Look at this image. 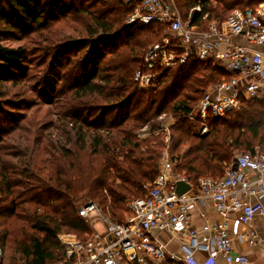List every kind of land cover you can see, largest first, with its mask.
Here are the masks:
<instances>
[{"label": "trees", "instance_id": "16d2710c", "mask_svg": "<svg viewBox=\"0 0 264 264\" xmlns=\"http://www.w3.org/2000/svg\"><path fill=\"white\" fill-rule=\"evenodd\" d=\"M263 1L178 0V7L208 29ZM130 8L125 0H0V218L23 221L24 236L15 239L13 251L24 264L62 261V235L90 238L94 229L80 215L88 202L125 221L129 201L144 197L158 177L164 114L174 118V169L195 187L202 177L224 176L223 169L205 167L210 158L231 165L238 153H254L258 141L264 153V96L241 97L240 108L206 121V134L190 118L203 86L232 78L217 62L190 56L155 86H138L134 73L167 27L129 24ZM33 34L32 47L9 44ZM21 84L54 107V119L27 121L21 113L27 108L11 100L10 87ZM144 128L150 136L140 138ZM28 130L33 141L23 145ZM13 140L18 150L8 161ZM9 236L0 225L3 253Z\"/></svg>", "mask_w": 264, "mask_h": 264}, {"label": "built area", "instance_id": "2783aa9c", "mask_svg": "<svg viewBox=\"0 0 264 264\" xmlns=\"http://www.w3.org/2000/svg\"><path fill=\"white\" fill-rule=\"evenodd\" d=\"M131 6L129 24H160L167 34L145 53L134 73L140 88L155 86L168 69L185 63L190 56L217 62L232 78L205 85L190 113L202 124L200 134L208 132L206 121L218 118L241 106V97L264 96V1L255 7L234 10L221 23L212 22L208 29L194 25L193 16L183 21L177 0H125ZM196 12L201 7L195 8ZM198 28V30L196 29ZM237 39H243L244 44ZM171 124H162L167 136ZM158 177L146 186L144 197L132 199L124 222L113 220L96 202H88L80 215L90 223L100 221L102 233L93 232L83 241L75 235H62L65 257L57 264H197L194 256L204 251V264H249L245 254L234 255L232 234L228 226H238L244 248L255 241L252 222L264 214V153L242 151L221 178L199 179L198 186L185 176L175 174L171 148L167 146L158 166ZM191 184L189 192L177 194V182ZM243 196L254 197L249 201ZM197 199L210 200L218 214L215 225L205 224L200 235L193 226L190 206ZM92 225V224H91ZM245 226V229L242 228ZM170 233L180 244L161 240L154 232ZM218 255L223 259L218 260Z\"/></svg>", "mask_w": 264, "mask_h": 264}, {"label": "rangeland", "instance_id": "374dc122", "mask_svg": "<svg viewBox=\"0 0 264 264\" xmlns=\"http://www.w3.org/2000/svg\"><path fill=\"white\" fill-rule=\"evenodd\" d=\"M176 5H177L178 10L180 11V9L178 7V0H177ZM180 15L183 18V21H185V22L187 21V19H189V18H184V14H182L181 12H180ZM209 25L207 27H209ZM60 28L64 29L65 27H64V25H59L56 27V29H60ZM203 28L204 27H200L201 30H206ZM196 29L198 30V28H196ZM56 35H58V33L55 34V36ZM36 36H37L36 34H33V35H30V37H28L27 39H22L19 37L20 40H22L21 42L18 41L17 39H12L9 42V44H12V46H18L19 44H25L26 46H28L30 44V46L32 47L33 44L30 41H31V39L35 38ZM158 42L159 41H157L156 43H158ZM156 43H154V44H156ZM153 45H150V47H152ZM224 81H228V80H223V81H220L218 83H221ZM211 84H213V83H211ZM215 84H217V83H215ZM206 85H209V84H206ZM10 90H11V97H12L11 100L13 102H16L18 106H23L24 108H27L26 109L27 111L21 112L23 114H26V118H28L27 121H30V119H32V121H34L35 125H40L41 123H43L45 121H48L50 119H54V110H53L54 107H51L50 104L48 105V102H46V101H43V100L41 101L39 99V97H37L36 93L31 91V88L29 85L27 86L26 84H21L18 87H12V88L10 87ZM3 108L6 111H8V109H9V107L5 108L4 106H3ZM37 120H40V121L38 123H36ZM159 120L161 122V126L165 122L171 124V126L174 123V118L170 114L162 115L159 118ZM171 126H170V128H171ZM170 128L168 131L169 133H171ZM31 129L36 130V128L33 126H31ZM162 130L163 131H162V134L160 136V140L164 144V149H163V151H164L167 146H170V148H171V139L169 140V142H167V139H166L167 134H166L165 130L163 129V127H162ZM32 132H33V130H28L26 133L23 134V136H21L24 140H27L30 142V143H24L23 139H22L21 143L23 145L32 144V142H31V141H33L31 138V136L33 135ZM18 136H19V134H18ZM149 136H150V133L146 130V128H144L140 132V135H139L140 138H147ZM11 142L14 143V146H11V148H9V151H11L10 155H6V157L8 158L7 159L8 161L9 160H11V161L15 160L14 154L18 150L19 140H17V144H16V140H13ZM259 143L261 144L260 149L262 151L263 144L260 141L256 142L255 145H256V147H258ZM187 147H188V143L186 142L183 146L184 149H182V151L185 150V148H187ZM163 151H162V153H163ZM162 153H161V156H162ZM39 158H42L41 154L39 155ZM213 158H210L209 160L206 161V163H205L206 168L212 169L215 166L213 162H211L213 164L210 163L211 160L218 163V161H216V159L214 160ZM215 167H217V166H215ZM217 168H220V167H217ZM173 172L177 175L185 176L183 172L176 171L175 169ZM8 215L0 218V225H1L2 230L6 229L10 232V236L8 239L9 244H8L7 249L4 253L2 251L3 248H2L1 243H0V264H24L21 260H19V256H17V254L15 255L14 251H13V248L15 249V245H14L15 239L16 238H22L24 236V229L22 228L24 223H23V221L16 219V216H11V215L8 216ZM91 224H92V227H93L95 232L102 233L104 231V226H103V224H101L100 221H94ZM60 238H61V236H60ZM15 260H17V261L15 262Z\"/></svg>", "mask_w": 264, "mask_h": 264}, {"label": "crops", "instance_id": "0c3cea01", "mask_svg": "<svg viewBox=\"0 0 264 264\" xmlns=\"http://www.w3.org/2000/svg\"><path fill=\"white\" fill-rule=\"evenodd\" d=\"M238 43L244 44L245 41L243 39H237ZM261 142V141H260ZM262 143V142H261ZM261 144H258V148H261ZM214 160L218 161V163L214 162L213 160L210 161L214 163L215 166L220 167L224 171H226L227 168L231 167V165H227L226 162L214 157ZM211 163V164H213ZM209 167V166H208ZM241 197L249 200L254 201L255 198L251 196H243ZM262 203L264 204V197L261 198ZM190 215L191 219L193 221V226L196 228L197 232L202 235L204 233V225L205 224H212L215 225L217 223L218 214L214 208L213 203L210 200L206 199H197L193 202V204L190 206ZM252 227L254 228L256 232L255 241L249 248H244L242 246V243L238 237L239 228L237 225H235L234 222H230L228 229L230 233L232 234V245H233V254L239 255L245 254L249 257L250 263L249 264H264V214L263 215H256L253 222ZM245 229V226L242 228V230ZM161 240L165 242H175L177 244H180L179 241L176 239H173L172 235L170 233H159L154 232ZM195 262L197 264H204L207 259L208 255L204 251H199L194 256ZM218 260H222L223 256L218 255Z\"/></svg>", "mask_w": 264, "mask_h": 264}, {"label": "water", "instance_id": "95a60500", "mask_svg": "<svg viewBox=\"0 0 264 264\" xmlns=\"http://www.w3.org/2000/svg\"><path fill=\"white\" fill-rule=\"evenodd\" d=\"M194 21V19H193ZM192 186L190 183L184 181V180H180L177 182V194L179 196L184 195L185 193L189 192L191 190Z\"/></svg>", "mask_w": 264, "mask_h": 264}]
</instances>
